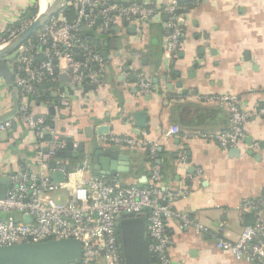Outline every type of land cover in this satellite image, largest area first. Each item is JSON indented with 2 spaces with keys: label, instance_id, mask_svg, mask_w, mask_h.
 Instances as JSON below:
<instances>
[{
  "label": "crops",
  "instance_id": "crops-1",
  "mask_svg": "<svg viewBox=\"0 0 264 264\" xmlns=\"http://www.w3.org/2000/svg\"><path fill=\"white\" fill-rule=\"evenodd\" d=\"M174 2L178 3H144L160 6ZM179 5L184 8L176 20L182 45L175 56L164 51L166 14L158 22L143 23L135 34L124 24L114 26L108 34L96 25L91 35L107 60L104 85L86 94L71 92L69 109L51 107V127L77 146L76 159L87 158L92 174L96 152L114 150L119 151L116 158L104 153L99 156V177L116 179L125 186H149L152 165L157 163L165 186L188 190L189 195L171 207L204 230L181 229L178 218L168 221L173 264H251L219 249L217 238L237 243L251 214L242 212V204L264 200V117L250 118L242 148L224 152L213 135L228 129L231 112L200 99L233 95L243 104L257 103L259 110L264 109V0H199ZM35 6L38 15L43 13L41 0H0V37L16 29ZM88 31L83 28L82 32ZM119 63L126 66L127 74L117 70ZM139 72L158 87L156 94H140ZM14 94L20 106L18 90L0 76V118L14 111ZM26 103L39 114L36 104ZM137 113H143L145 120H137ZM139 122H144L145 128H139ZM171 126H179L187 138L169 135ZM143 132L162 147L155 162L143 146L130 148L112 141ZM35 139L23 124L0 132V177H10L23 163L35 162ZM122 156L128 159L121 160ZM261 218L264 225V204Z\"/></svg>",
  "mask_w": 264,
  "mask_h": 264
},
{
  "label": "built area",
  "instance_id": "built-area-1",
  "mask_svg": "<svg viewBox=\"0 0 264 264\" xmlns=\"http://www.w3.org/2000/svg\"><path fill=\"white\" fill-rule=\"evenodd\" d=\"M72 2L76 8V21L70 22L60 11L5 61L12 71L21 104L13 120L0 123V132L12 131L16 125L23 124L35 134L36 139L35 162L23 163L10 176L11 187L6 197L0 199V248L75 239L83 248L80 264H123L120 221L124 217L143 218L151 263L173 264L168 221L178 218L181 229L195 227L198 231L204 230L171 207L177 200L187 197L188 190L179 188L176 191L165 186L161 166L157 163L152 165L151 183L143 187L125 186L116 179L95 176L90 172L91 163L87 158L76 159L75 144L73 158H58V153L68 150L70 141L50 126L48 111L51 107L69 109L73 92L86 94L93 87L104 85L107 60L97 44L79 37L81 29L92 30L100 20V29L108 34L114 26L129 23L142 28L144 18L166 14L169 21L164 35V51L175 56L182 45L176 20L184 8L177 2L160 6L148 3L122 5L111 0ZM35 19L21 20L20 27L2 35L0 47L9 44ZM117 70L127 74L128 69L119 63ZM63 75L67 78L66 83L61 81ZM137 80L143 97L159 91L143 72L137 74ZM47 84L50 86H45ZM160 89L165 94L164 88ZM27 100L40 108L38 115L33 113ZM200 100L207 105L226 107L231 112L228 129L213 135L224 152L242 148L250 118L264 117V109L259 110L257 103L246 105L233 95L206 96ZM169 135L187 138L179 126H171ZM112 141L130 148L143 146L152 161L158 159L162 148L144 132L140 136L115 137ZM182 159L185 161L186 157ZM51 162L56 163L55 170L49 169ZM54 172H62L65 182L55 183L52 178ZM263 204L264 200L244 202L242 212L253 213L256 217L253 226L243 229L237 243L227 242L219 236L217 247L230 252L238 260L264 264Z\"/></svg>",
  "mask_w": 264,
  "mask_h": 264
},
{
  "label": "water",
  "instance_id": "water-1",
  "mask_svg": "<svg viewBox=\"0 0 264 264\" xmlns=\"http://www.w3.org/2000/svg\"><path fill=\"white\" fill-rule=\"evenodd\" d=\"M54 1V0H53ZM116 3L122 4H143L147 0H115ZM151 0H148V2ZM179 4H191L194 0H177ZM68 0H55L45 12L40 13L30 26L21 32L14 40H12L5 48L0 50V76L5 79L8 85L16 87L13 82V74L7 63L5 62L22 44L29 40L34 34L47 23V21L58 14L66 6ZM153 2V1H152ZM156 1H154L155 4ZM114 3V1L112 2ZM169 16L165 15V20ZM161 17L155 16L154 18H144L142 21L158 22ZM180 24L183 21L179 22ZM96 25H101V21L97 20ZM126 27H132L131 30L135 34L137 32L136 25L124 23ZM83 31V29H81ZM62 80L67 81L65 75L61 76ZM14 111L11 114L0 118V123L13 117L19 109V103L16 94H14ZM53 109L51 112L53 113ZM137 120H145L143 113H137ZM144 123V122H143ZM138 123L139 128H145V124ZM74 143L70 142L66 152L58 153V158L71 159L73 158ZM85 145H79L80 152L84 151ZM116 158L119 151L108 150L107 152L98 151L93 159L94 175L99 176V165L102 160L99 156L102 154ZM121 160L128 158L122 156ZM50 170L56 169V163L51 162L49 165ZM52 178L55 183L65 182L64 174L62 172H54ZM11 187V179L8 176L0 177V199L6 197L8 189ZM247 218L250 220L247 226H253L254 215L248 214ZM121 234L120 249L123 252V264H152L148 249V239L146 224L143 218L124 217L119 225ZM83 259V248L79 241L75 239L50 241L38 244L23 243L12 246L0 248V264H80Z\"/></svg>",
  "mask_w": 264,
  "mask_h": 264
},
{
  "label": "trees",
  "instance_id": "trees-1",
  "mask_svg": "<svg viewBox=\"0 0 264 264\" xmlns=\"http://www.w3.org/2000/svg\"><path fill=\"white\" fill-rule=\"evenodd\" d=\"M39 10H38V7L37 6H35V7H32V8H30L28 11H27V13L26 14H24V16L22 17V21H29V20H33L34 18H36V16L38 15V12ZM62 12H63V14L68 18V20L70 21V22H74V21H76V19H77V14H76V8H75V6L73 5V2H72V0L69 2V4H67L64 8H63V10H62ZM91 32H92V30L90 31H88V32H82V31H79V33H78V35H79V37L80 38H85L86 40H88L89 42H91V43H94V44H97V46H98V48H99V50H100V43L97 41V39L94 37V36H92L91 35ZM45 86H50L49 84H47V85H45ZM46 88H48V87H46ZM43 89H44V87H43ZM51 119H49V124H50V126H51V121H50ZM161 153H159V155H160ZM156 161V160H155ZM154 161V162H155ZM120 233V232H119Z\"/></svg>",
  "mask_w": 264,
  "mask_h": 264
},
{
  "label": "bare ground",
  "instance_id": "bare-ground-1",
  "mask_svg": "<svg viewBox=\"0 0 264 264\" xmlns=\"http://www.w3.org/2000/svg\"><path fill=\"white\" fill-rule=\"evenodd\" d=\"M49 2H50V0H41V11L44 12V10L46 9V7L49 6V5L47 4V3H49ZM53 2H55V0H54ZM53 2L50 3V6L53 5ZM48 8H49V7H48ZM48 8H47V9H48ZM7 45H8V44H6V45L0 47V50H2L3 48H5V46H7Z\"/></svg>",
  "mask_w": 264,
  "mask_h": 264
},
{
  "label": "rangeland",
  "instance_id": "rangeland-1",
  "mask_svg": "<svg viewBox=\"0 0 264 264\" xmlns=\"http://www.w3.org/2000/svg\"><path fill=\"white\" fill-rule=\"evenodd\" d=\"M21 20H22V19H21ZM20 25H21V23L18 25V27H20ZM18 27H17V28H18Z\"/></svg>",
  "mask_w": 264,
  "mask_h": 264
}]
</instances>
